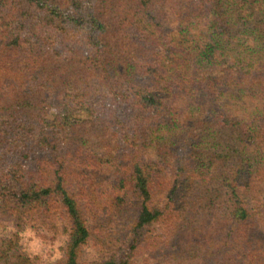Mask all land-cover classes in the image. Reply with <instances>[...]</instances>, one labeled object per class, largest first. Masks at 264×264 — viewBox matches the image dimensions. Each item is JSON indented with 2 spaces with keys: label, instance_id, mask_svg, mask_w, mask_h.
I'll list each match as a JSON object with an SVG mask.
<instances>
[{
  "label": "trees",
  "instance_id": "1",
  "mask_svg": "<svg viewBox=\"0 0 264 264\" xmlns=\"http://www.w3.org/2000/svg\"><path fill=\"white\" fill-rule=\"evenodd\" d=\"M0 219L60 264H264V0H0Z\"/></svg>",
  "mask_w": 264,
  "mask_h": 264
},
{
  "label": "rangeland",
  "instance_id": "2",
  "mask_svg": "<svg viewBox=\"0 0 264 264\" xmlns=\"http://www.w3.org/2000/svg\"><path fill=\"white\" fill-rule=\"evenodd\" d=\"M185 184L182 183V186ZM183 191V188L180 192ZM84 217L87 219L88 225L94 229V217L88 211H84ZM111 220L108 230L95 232L94 236L88 241L84 248L83 261L85 263L93 260L110 256V252L106 251L101 243L108 239V233H115L118 222ZM56 229H51L46 224H40L36 221H25L23 227L18 228L14 221H2L0 219V237L18 235L19 243L24 251L36 257V264H60L64 247L68 239V232L63 228L61 222L57 223ZM159 229V228H158ZM124 243L121 242L118 248H123ZM117 251L118 249H114Z\"/></svg>",
  "mask_w": 264,
  "mask_h": 264
}]
</instances>
